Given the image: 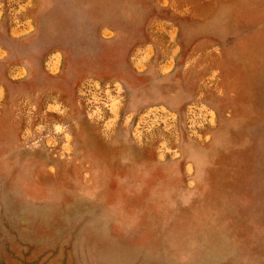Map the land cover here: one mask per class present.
I'll return each instance as SVG.
<instances>
[{"label": "rangeland", "instance_id": "374dc122", "mask_svg": "<svg viewBox=\"0 0 264 264\" xmlns=\"http://www.w3.org/2000/svg\"><path fill=\"white\" fill-rule=\"evenodd\" d=\"M0 264H264V0H0Z\"/></svg>", "mask_w": 264, "mask_h": 264}]
</instances>
